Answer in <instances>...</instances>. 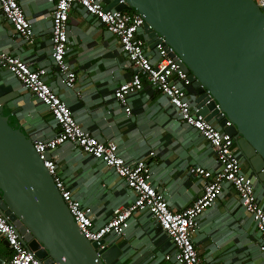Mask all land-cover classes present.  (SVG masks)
Returning <instances> with one entry per match:
<instances>
[{"label": "crops", "instance_id": "crops-1", "mask_svg": "<svg viewBox=\"0 0 264 264\" xmlns=\"http://www.w3.org/2000/svg\"><path fill=\"white\" fill-rule=\"evenodd\" d=\"M33 30V42L15 36L14 29L0 10V51L29 61L33 68H46V82L68 104L79 125L100 141L114 140L120 155L129 162L145 160L152 172L154 187L162 192L169 207L180 211L202 194L201 178L190 173L193 167L217 170L214 150L198 130L180 120L168 98L145 83L129 98L131 114L113 97L114 90L127 82L133 72L118 38L80 8L70 12L66 60L77 74L74 89L61 82L52 60V11L55 0H18ZM108 4V0H102ZM141 36L147 42L143 30ZM147 55L160 61L156 48L146 43ZM13 87L14 98L3 105V113L31 140H48L59 131L51 112L8 70L0 68ZM192 95V106L196 107ZM155 152L150 156L149 152ZM57 173L75 198L93 210L96 227L109 221L117 210L135 200V193L103 162L64 143L51 153ZM247 175L248 166L242 164ZM264 205L263 191L254 185ZM110 242L121 246L125 264H170L165 255L174 251L172 242L146 212H136L119 238ZM260 234L256 222L246 212L237 192L227 187L213 206L198 219L192 236L202 260L209 264H264L258 248ZM12 255L0 237V264Z\"/></svg>", "mask_w": 264, "mask_h": 264}, {"label": "water", "instance_id": "water-1", "mask_svg": "<svg viewBox=\"0 0 264 264\" xmlns=\"http://www.w3.org/2000/svg\"><path fill=\"white\" fill-rule=\"evenodd\" d=\"M108 1L107 10L140 14L147 45L163 42L189 74L198 114L234 138L264 195V9L254 0ZM14 95L0 69V208L43 264H125L117 243L104 238L97 251L80 231L32 140L3 113Z\"/></svg>", "mask_w": 264, "mask_h": 264}, {"label": "built area", "instance_id": "built-area-1", "mask_svg": "<svg viewBox=\"0 0 264 264\" xmlns=\"http://www.w3.org/2000/svg\"><path fill=\"white\" fill-rule=\"evenodd\" d=\"M256 1L258 6L264 9V0ZM120 3H124V0H120ZM75 7L82 8L88 16L94 17L99 24L114 34L120 42L121 51L129 60L133 70L131 77L116 87L113 93V97L126 114L130 115L132 109L129 98L138 94L145 83H148L168 98L182 122L194 127L204 136L214 150L218 165L215 171L201 167L191 168V175L201 178L202 194L190 206L180 211L172 210L165 195L154 187L152 172L147 162H129L120 155L114 140L103 142L90 131L84 130L75 119L71 107L46 82V68H33L29 61L0 51V68L8 70L37 100L47 106L59 128L53 138H33L32 143L84 237L99 245L97 251L102 250L105 247L101 244L104 238L121 237L128 229L132 215L136 212H146L172 242L174 251L165 255L170 264H209L199 256L192 236L197 230L201 214L213 206L225 188L231 187L237 192L246 212L256 222L260 234L258 248L264 253V205L259 201L251 178L243 171L242 156L236 141L213 121L205 120L198 114V109L192 106L189 74L169 55L163 42L155 47L160 61L154 63L150 59L145 50L146 42L141 36L144 19L140 14L107 10L102 0H55L52 11L51 56L54 66L60 72L62 84L74 89L77 81V74L66 60L70 51L69 16ZM0 10L12 25L15 36L33 42L31 23L18 0H0ZM64 143L72 144L111 168L126 187L135 193L134 202L117 210L104 225L96 227L93 222V210L74 197L58 175L52 156L45 158L46 153L54 152ZM149 155L154 156L155 152H149ZM0 237L8 243L12 251L7 264H43L26 246L16 226L1 208Z\"/></svg>", "mask_w": 264, "mask_h": 264}, {"label": "trees", "instance_id": "trees-1", "mask_svg": "<svg viewBox=\"0 0 264 264\" xmlns=\"http://www.w3.org/2000/svg\"><path fill=\"white\" fill-rule=\"evenodd\" d=\"M130 13H136V11H130ZM189 92L193 93V94H196L195 90L192 87L189 88Z\"/></svg>", "mask_w": 264, "mask_h": 264}, {"label": "rangeland", "instance_id": "rangeland-1", "mask_svg": "<svg viewBox=\"0 0 264 264\" xmlns=\"http://www.w3.org/2000/svg\"><path fill=\"white\" fill-rule=\"evenodd\" d=\"M255 2H257L256 0H254Z\"/></svg>", "mask_w": 264, "mask_h": 264}]
</instances>
